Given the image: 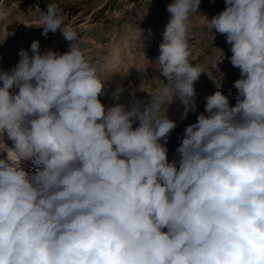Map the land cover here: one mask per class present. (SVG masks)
<instances>
[{
	"label": "clouds",
	"instance_id": "1",
	"mask_svg": "<svg viewBox=\"0 0 264 264\" xmlns=\"http://www.w3.org/2000/svg\"><path fill=\"white\" fill-rule=\"evenodd\" d=\"M224 2L204 17L240 70L236 103L220 87L207 96L172 161L177 123L160 113L174 99L181 120L196 109L205 72L190 63L186 22L201 0L167 5L149 61L167 82L150 102L108 108L100 61L48 2L38 27L45 38L59 31L68 51L34 40L0 69V264H264V0ZM29 161L39 167L26 171Z\"/></svg>",
	"mask_w": 264,
	"mask_h": 264
},
{
	"label": "rangeland",
	"instance_id": "2",
	"mask_svg": "<svg viewBox=\"0 0 264 264\" xmlns=\"http://www.w3.org/2000/svg\"><path fill=\"white\" fill-rule=\"evenodd\" d=\"M48 2L57 4L63 10L65 24L78 30V43L84 53L100 61L99 75L105 88L99 99L105 108L116 104L127 106L133 99L150 102L149 94L156 93L167 82L149 61L154 63L160 54L159 44L170 16L166 9L172 0H0V69L14 67L19 60V51L30 50L34 40L40 42L42 52L48 49L59 53L68 51L71 42L59 31L50 32L45 38L43 29L38 27ZM225 8L224 0H201L200 12L192 13L186 22L190 63L200 66L205 73L194 85L197 106L194 111H189L186 119L181 120L184 109L178 99L161 109L160 115L167 111L169 118L177 123L166 145L169 161L179 159L176 152L180 144L178 137H182L184 129L205 112L207 96L220 87L225 95L231 90L230 105L236 103L233 83L240 78V70L230 63L231 46L226 43V37L215 33L214 39L204 17L210 20ZM117 85H122L124 90L119 98H114L112 94ZM5 143L12 146L7 136ZM0 156H6V153L0 152Z\"/></svg>",
	"mask_w": 264,
	"mask_h": 264
},
{
	"label": "bare ground",
	"instance_id": "3",
	"mask_svg": "<svg viewBox=\"0 0 264 264\" xmlns=\"http://www.w3.org/2000/svg\"><path fill=\"white\" fill-rule=\"evenodd\" d=\"M6 155H7V154H6ZM36 167H39V165H36V164H34V162L29 161V162H27L26 165H25V170L31 172V171H34V169H35Z\"/></svg>",
	"mask_w": 264,
	"mask_h": 264
}]
</instances>
